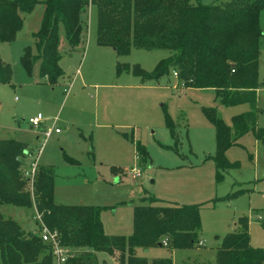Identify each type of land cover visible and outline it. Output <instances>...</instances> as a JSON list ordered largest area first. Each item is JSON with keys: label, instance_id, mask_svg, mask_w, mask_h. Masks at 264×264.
<instances>
[{"label": "rangeland", "instance_id": "1", "mask_svg": "<svg viewBox=\"0 0 264 264\" xmlns=\"http://www.w3.org/2000/svg\"><path fill=\"white\" fill-rule=\"evenodd\" d=\"M198 1L211 4L218 0H192ZM43 14L40 1L23 14V25L15 39L0 41V59L12 68L11 81L0 82V136L31 140L38 164L55 173L56 202L100 207L105 233L125 236L133 233L135 206L149 204L152 198L181 205L206 203L200 213L199 232L204 246L137 248V255L150 260L169 257L173 264H215L217 248L241 216L248 217L251 245L264 248V141L252 131L243 135L226 152L239 166L218 179L210 158L216 149L215 128L203 111L204 107H215L231 125L232 117L248 111L249 104L225 106L213 89L187 87L172 71L145 84L131 72L118 74V59L151 72L169 51L134 47L118 58L111 47L97 42L94 4L88 17L84 15L87 30L79 48L66 52L61 29L59 64L64 75L51 84L41 76L39 61L31 74L21 62L24 48L34 47L33 34ZM260 24L264 32V8ZM258 78L264 83V34ZM38 112L44 116L41 128L60 129L46 140L29 123ZM168 117L177 124L178 150L164 146L174 145L166 124ZM257 123L264 129V84L258 90ZM34 130L40 134L38 138ZM138 141L148 152L144 161L137 157ZM32 159H27L24 174L33 179L38 166L32 173ZM132 168L141 170V176L133 178ZM35 212V207L0 203V213L27 232L38 231ZM97 255L100 264H121L120 251H98Z\"/></svg>", "mask_w": 264, "mask_h": 264}, {"label": "trees", "instance_id": "2", "mask_svg": "<svg viewBox=\"0 0 264 264\" xmlns=\"http://www.w3.org/2000/svg\"><path fill=\"white\" fill-rule=\"evenodd\" d=\"M40 1L44 14L33 34L34 47L26 46L21 55L30 74L39 61L41 76L51 84L64 75L59 64L61 29L68 50L79 48L85 39L89 7L94 4L97 42L111 47L118 58L134 47L169 51L151 72L118 59V74L131 72L145 84L170 71L177 72L187 87L213 89L225 106L249 104L248 111L232 117L231 125L215 107L203 108L215 128L216 149L210 158L215 162L218 179L239 166L238 161L228 159L226 152L243 135L252 131L264 141V129L257 123V92L264 84L258 78L264 0H218L211 4L192 0H0V41L14 40L22 28L23 14ZM11 79L10 64L0 59V82ZM166 124L174 145H163L178 150L177 124L169 117ZM136 150L137 157L147 159L148 152L140 141ZM32 158L34 147L28 141L0 136V203L35 207L41 212L43 221L58 233L62 244L76 252L70 253L64 264H100L98 251L116 250L122 255L121 264H173L169 257L150 260L139 256L137 248L160 243L171 250L202 245L200 213L206 203L181 205L152 198L149 204L135 206L131 235L107 234L100 207L56 202L53 169L38 164L33 179L24 174L27 159ZM0 264H55V260L38 231L27 232L17 221L0 213ZM215 264H264V248L250 243L247 216H241L236 228L223 237Z\"/></svg>", "mask_w": 264, "mask_h": 264}, {"label": "built area", "instance_id": "3", "mask_svg": "<svg viewBox=\"0 0 264 264\" xmlns=\"http://www.w3.org/2000/svg\"><path fill=\"white\" fill-rule=\"evenodd\" d=\"M174 75L177 76L178 75L177 72H174ZM43 119H44L43 114L39 112L37 113V115L29 118V123L33 126V128L39 129L43 135L44 140H46L53 132H59L60 129L57 127L54 129L41 128ZM41 148L42 145L40 148L37 149L38 153H40ZM37 165H38V155L34 157V160L32 161L31 164L32 173H35ZM131 174L133 178H138L141 176V170L137 168H132ZM34 219L38 223V234L41 235L42 240L49 245L55 260V264H64L67 261L68 257L70 256L71 253L70 249L62 244L58 233L54 230H51L46 225V223L42 219L41 213H39L37 210L35 212Z\"/></svg>", "mask_w": 264, "mask_h": 264}, {"label": "crops", "instance_id": "4", "mask_svg": "<svg viewBox=\"0 0 264 264\" xmlns=\"http://www.w3.org/2000/svg\"><path fill=\"white\" fill-rule=\"evenodd\" d=\"M66 48V52L67 53H70V51L68 50V47H65ZM72 52V51H71ZM258 93V92H257ZM39 113V112H38ZM34 132V134H35V138H38L39 137V133L37 132V131H33ZM54 133V132H53ZM56 133H58V132H56ZM19 140H24V141H28L29 143H30V145H31V140L30 139H19ZM32 146V145H31ZM236 225V224H235ZM234 230V229H233ZM201 241H203V240H201ZM202 246H204V242H202Z\"/></svg>", "mask_w": 264, "mask_h": 264}, {"label": "water", "instance_id": "5", "mask_svg": "<svg viewBox=\"0 0 264 264\" xmlns=\"http://www.w3.org/2000/svg\"><path fill=\"white\" fill-rule=\"evenodd\" d=\"M159 245H162L161 243Z\"/></svg>", "mask_w": 264, "mask_h": 264}]
</instances>
